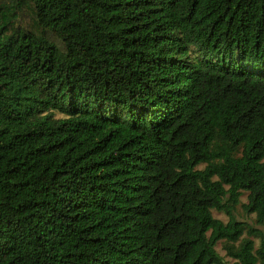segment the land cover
I'll list each match as a JSON object with an SVG mask.
<instances>
[{"label":"trees","instance_id":"1","mask_svg":"<svg viewBox=\"0 0 264 264\" xmlns=\"http://www.w3.org/2000/svg\"><path fill=\"white\" fill-rule=\"evenodd\" d=\"M244 193L264 0H0V264H264Z\"/></svg>","mask_w":264,"mask_h":264},{"label":"rangeland","instance_id":"2","mask_svg":"<svg viewBox=\"0 0 264 264\" xmlns=\"http://www.w3.org/2000/svg\"><path fill=\"white\" fill-rule=\"evenodd\" d=\"M247 201H248L247 193H244L242 195V198H241V204H239L237 206V209L235 211V215H236L237 219L241 220V221H245L249 225L251 224V225H253L255 227H259V228L264 229V226H260V225L256 224V222H255V219H256L255 214H247L244 211L243 203H246ZM213 214H214L215 217L220 218V219H222L225 222H227L228 219H229V216L227 214H225L224 212L218 211L216 209L213 210ZM216 248H217L218 252L220 253V255L225 257V259H227V260H231V258L227 256L226 251L223 248L222 241L217 244Z\"/></svg>","mask_w":264,"mask_h":264}]
</instances>
